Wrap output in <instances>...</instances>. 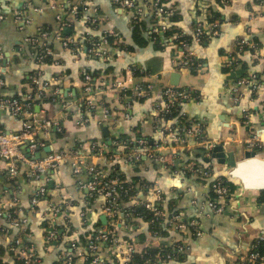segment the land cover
<instances>
[{"label": "crops", "instance_id": "0c3cea01", "mask_svg": "<svg viewBox=\"0 0 264 264\" xmlns=\"http://www.w3.org/2000/svg\"><path fill=\"white\" fill-rule=\"evenodd\" d=\"M133 1L144 9L139 20L147 25L144 38L149 41L143 47L136 46L132 40L130 23L134 20V13L117 9L114 0H0V13L4 16L0 22V49L3 55L0 72L4 81L0 95L15 98L24 90V97L28 88L23 80L30 73L39 72L40 81L49 84V89L44 93L48 102H37L33 111L40 119L59 123L61 131L52 130L39 135L38 151L42 153L45 147H50V152L74 148L88 161L107 171L116 165V170L130 182L131 178L136 177L157 184L164 198L163 210L176 212L185 221L196 218V209L190 205V201L194 198L199 201L208 195L213 179L226 178L231 181L235 189L225 205L224 213L197 218L200 236L180 238L178 234L165 229L163 241L170 243L179 240L187 246L179 264H236L237 258L249 251L254 240L264 239V204L258 201V192L264 189V0H225L220 9L215 4L216 0L164 2L179 12L181 21L178 26L185 35L192 36L197 24H201L208 35L206 45L192 43L188 47L199 64L195 72L179 70L174 66L181 56L180 49L175 45L168 42L160 46L157 41L150 40L152 29L160 25L169 26L168 19L163 17L157 20L148 12L151 1ZM71 3L76 10L78 6L82 8L80 18L69 15L65 21V28L70 29L67 36L78 41L79 53L73 54L57 41H51L54 49L52 58L56 63L38 66L31 59L32 51L24 44L23 38L35 35L43 26H48L51 32L55 31L58 26L56 16H63V8ZM211 12L216 13L215 17H211ZM18 16L22 21H29V24L17 21ZM85 18H96V25L87 26ZM151 21H155V24ZM214 31L216 34H213ZM107 35L115 36V39L112 45L102 46L106 52L103 59L81 53L85 36H93L101 41ZM240 41L251 44L247 49L253 51L236 50ZM156 43L160 47H156ZM128 46L133 49L128 50ZM227 57L239 63L242 61L246 67L245 75L227 73ZM106 66L112 68L114 76H127L128 72L134 71L136 74L131 75L134 83L151 81V95L143 101H133L128 107L124 103L123 110L115 94L107 91L100 95L104 105L111 108L107 121L99 124L98 117L89 116L88 121L83 122L84 108L80 102L82 76L85 71L99 72ZM176 74L178 77L174 79ZM238 79L248 82L237 85ZM165 86L188 88L198 95L197 101L180 103L179 112L188 119L199 121L208 139H231L230 147L225 151L235 154L234 168L220 163L211 155L208 158L197 156L195 150L190 154L175 156V165L166 169L147 159H142L133 167L108 160L109 153L124 151L116 148V141L152 139L154 107L162 103L161 92ZM253 86L258 87L254 90ZM54 89L58 94L53 95ZM0 125L5 131L17 133L21 129V120L6 110H0ZM103 128L108 130L107 137L103 135ZM252 136L257 137L261 148L255 151L254 157L247 159L244 154L251 152L239 142ZM93 145L102 148L103 157ZM195 161L212 169L210 179L180 171L185 164ZM2 170L0 160V244L14 245L18 237L19 231L6 221V213L14 210L12 202L16 200L15 215L27 220L24 233L30 236L22 238L23 245L34 247L39 258L36 264H63L65 255L72 256L74 264H88L84 258L87 251L81 239L108 230L112 231L115 243L102 244L99 253L107 262L112 261L115 255L120 261L118 264H123L119 257L121 254L122 258L126 256L128 248L137 253L154 245L144 220H128L119 215L110 223L100 211L102 200L96 198L91 202L89 193L78 186V181L88 179L86 175L76 179L67 164L47 173L45 193L38 199L35 211L31 210L30 201L41 183L26 179L22 170L14 179ZM179 172L181 175H178ZM139 198L149 199L143 194ZM50 229H54L56 238L46 249L48 243L45 237ZM139 236H143L142 243L138 240ZM72 243L76 245L75 251L70 249ZM8 251L12 250L8 248ZM9 252L3 256L6 261L11 259Z\"/></svg>", "mask_w": 264, "mask_h": 264}, {"label": "built area", "instance_id": "2783aa9c", "mask_svg": "<svg viewBox=\"0 0 264 264\" xmlns=\"http://www.w3.org/2000/svg\"><path fill=\"white\" fill-rule=\"evenodd\" d=\"M148 2V0H146ZM151 1L149 7V13L157 20L165 17L172 12L173 8L169 7L166 3L160 0ZM114 6L119 10H128L134 13L133 19H139L142 16L144 9L139 6L133 0H114ZM69 15H76V7H72L69 10ZM4 19V16L0 13V22ZM17 21L29 24V21H22L20 16L16 17ZM56 22L58 23L57 29L53 32L49 30L38 29L35 35H26L23 38L24 44L30 47V57L38 65H45V58L52 57V51L48 46L51 41H57L64 49L69 50L73 54H78L80 48L78 41L71 37H62L61 31L66 27L63 21L62 15L56 16ZM84 22L87 26L93 27L97 23L96 18H85ZM165 26H158L153 28L151 33L164 32ZM205 34L201 24H197L192 36H187L184 33L182 35L174 36L172 39L180 40L181 43V56L175 62L174 66L179 70H191V68L197 69L199 64L194 59L193 54L188 51L190 44L199 45L201 36ZM213 34H216L214 31ZM186 36V37H185ZM187 37L190 38V42ZM154 40V39H153ZM100 41V40H99ZM189 42V43H188ZM106 40L103 39L99 43L92 46L89 53L98 59H103L106 56V52L102 50ZM247 42H238V50H243L245 46H249ZM44 46L41 52L35 50ZM34 49V51L32 50ZM3 60L2 51L0 49V62ZM56 62H54L55 64ZM225 66L232 70L237 66V61L231 57H227ZM1 73V72H0ZM141 75L142 72H139ZM134 71L128 72L127 76H114L108 80L99 77L93 79L89 74L84 73L81 80L80 95L81 104L83 105L84 115L82 121L87 122L88 117H98L99 124H104L110 116L111 108L104 105L103 99L100 95L105 92H112L117 97V100L121 104V109L125 106L128 107L130 103L137 100L148 99L151 95L153 85L151 81L134 83L131 79V75H135ZM130 75V76H129ZM41 74L34 72L31 76V83L28 87L27 93L22 100L17 98H9L0 95V110H6L11 116L17 117L21 120V129L17 133L5 131L0 125V160L2 161L3 172L8 177L16 178L20 171H24L25 177L28 180L39 181L40 187L37 189L35 195L31 198V210L35 211L38 203V199L45 193V183L47 181V173L49 171L56 170L59 166L67 164L71 168L73 176L77 179L80 175H86L87 180L78 181V186L81 189L86 190L89 193V197L102 200L103 204L100 206V211L108 217L109 222H113L119 215L132 220L141 219L139 215L135 213V208L143 207L150 216L147 222L150 227L160 225L167 231L178 234L179 237L185 236H200L198 230L197 218L202 216L210 217L212 215H222L224 213L225 205L232 195L220 178L212 180L210 185L209 194L204 196L202 200L196 198L190 201V205L196 209V218L190 221H185L180 214L167 213L162 208L163 194L157 184L144 183L141 180L137 183H131L125 177L118 176L116 168H112L109 171L97 166L96 164L87 160L79 150L67 149L60 151H51L46 153L42 158H35L34 155L38 152L39 141L38 136L41 134H47L54 130L61 131L59 123L50 121L47 119H40L33 111L37 102L44 98V93L49 89L47 82L40 81ZM149 76V75H145ZM151 78V77H150ZM254 78V77H251ZM247 80L238 79L236 84L241 85L247 83ZM4 86V81L0 77V90ZM258 86H253L255 90ZM57 89L53 90V95L58 94ZM129 93V96H127ZM124 98V100L121 98ZM162 103L155 108V116L152 120L153 137L151 140L139 138L133 141L120 140L114 142L116 148H122L124 151L120 153L111 152L108 154V160L111 163L122 162L125 165L133 167L137 165L142 159H147L152 163L159 164L165 169L168 166H174L175 156L180 154H190L194 150L199 149L200 156L208 158L212 151L218 147L226 150L230 147L231 139L224 140H212L208 139L205 135L203 125L195 120L188 119L185 115L180 114L176 110V105L180 103L193 100H198V95L191 89L179 88L172 86H165L161 92ZM124 101V102H123ZM175 109L176 116L170 119H165ZM124 110V109H123ZM86 114V118L84 117ZM127 118V116H125ZM243 143L247 151L254 152L261 148L256 136L249 137ZM132 145V146H130ZM130 146V147H129ZM93 148L97 149L99 155L102 154V148L93 145ZM103 157V154H102ZM183 173H188L192 176H198L204 179H210L212 177V169L209 166L202 165L199 161L189 162L184 165L180 170ZM119 173V172H118ZM177 172L174 173L176 175ZM230 175V172L228 173ZM178 175H181L179 172ZM140 194L147 195L149 199H140ZM16 200L12 202L13 211L6 213V221L10 227L19 231L18 237L14 241V245L11 250L16 255V260L22 264H36L38 263V255L34 247L24 246L23 237L30 238L24 233V227L27 223L25 218L15 215V208L17 207ZM16 206V207H15ZM86 214V213H85ZM82 214V217H85ZM149 237L152 239L154 245L151 247H158L164 240V236H161L159 232L150 230ZM56 238L54 229H50L45 237L46 243H48L46 249ZM259 238L258 240H262ZM105 243H115L112 231L108 230L103 233H97L96 235H90L87 238L85 244L86 251L90 260L88 264H118L120 261L113 255L112 261H105L99 255L101 245ZM170 252L165 256L158 255L157 258L163 264H179L176 261L178 255H184L187 251V246L179 240L167 243ZM253 248L251 244L250 249ZM70 249L75 251L76 245L71 244ZM249 249V250H250ZM128 254L119 259H122L123 264H131V255L133 249L128 248ZM248 253V252H247ZM245 254L237 258L236 264H254L258 261L259 264H264V254L254 253ZM78 254V253H77ZM79 255V254H78ZM85 260L86 257H84ZM74 258L70 255L64 256L63 264H74Z\"/></svg>", "mask_w": 264, "mask_h": 264}, {"label": "trees", "instance_id": "16d2710c", "mask_svg": "<svg viewBox=\"0 0 264 264\" xmlns=\"http://www.w3.org/2000/svg\"><path fill=\"white\" fill-rule=\"evenodd\" d=\"M223 1L225 2V0H216L215 4L217 5L218 9L222 8ZM161 2L164 3V2H167V0H161ZM72 6H74V4L71 3V4H67V6L63 8L64 15L62 16V18H63L64 22L67 21V18L69 16V10H70V8H72ZM81 14H82V8L80 6H78L75 16L77 18H80ZM215 14L216 13H212L211 12V17H215ZM165 17L168 19L170 25L167 26L165 31L162 32V33L159 32L158 30L156 31V33L155 32L154 33L150 32V36H151L150 40L154 39L155 41H157L159 43V45L169 42V43H172L173 45H175L176 48L181 49L180 40L172 39L174 36H178V35H182L183 34V32H181V30H180V27L178 26V23L181 21V16H180V14H179V12L177 10L176 11L172 10V12L170 14H168V15H165ZM208 20L210 21V19H208ZM151 22L155 24V21H151ZM130 27H131V36H132L133 43L136 46H138V47L145 46L147 44V42L149 41L148 38L147 39L144 38V32L147 29L146 23L140 21L139 19H135V20L131 21ZM42 29L43 30H45V29L49 30L48 26H43ZM61 35L64 38L68 37L66 34H64L63 31H61ZM114 39H115V36L107 35L105 37L106 43L109 44V45H112V42H113ZM187 39L190 42V38L187 37ZM82 42H83L84 48L81 49V53L82 54H86L88 56H92L89 53L90 48L92 46H94L95 44L99 43L100 41L97 40L93 36H85L84 39L82 40ZM207 42H208V35L203 34L201 36L199 46L206 45ZM158 43H156L157 44L156 47H160L161 46V45L158 46ZM254 43H256V45H258L256 47H258V48L260 47V45L257 44V41H255ZM46 45L48 46V48L51 49L52 52H54L53 45L51 43H49V44L46 43ZM79 48H80V46H79ZM126 48L128 50H132L133 49L131 46H128ZM43 49H44V46L39 47V48H35V50L38 51V52H41ZM245 49H247V46H245L243 48L244 51H245ZM28 50H30V49H28ZM32 50L34 51V49H32ZM236 50H238V48ZM247 50L248 51H253V50H250V49H247ZM44 62H45L46 65L47 64L48 65H52V64H54L55 60L52 57H46ZM237 66L234 67L233 71L232 70H227V73H230V74L231 73H238L240 75H245L246 67L242 64V61H240V63H239V61H237ZM195 70L196 69L191 68L192 72H195ZM85 73L89 74L93 79L94 78L97 79L99 77H102V78H104V80H108V79L113 77V71H112V68L110 66H106L102 71H99V72L98 71H93V72L85 71ZM31 76H32V74L30 73L28 78H25L23 80V83H24V85H26L27 88L30 86ZM0 77L3 79V75L1 73H0ZM23 93H25L24 90H22V93L20 95H15L14 97L19 99V100H22L23 99V96H22ZM127 96H129V93H127ZM121 98L124 100L122 95H121ZM42 100H43L42 102H48V100H46L45 97ZM137 101H143V100H137ZM179 107H180L179 105H176V110L177 111H179V109H180ZM176 114H177V112H175V109H173L171 114H169L168 116H165V119L173 118L174 116H176ZM123 140H128V139H123ZM130 146H132V145H130ZM195 153H196V155L197 154L200 155L199 149H197ZM112 168H117V167H116V165H113V166H111L110 169H112ZM115 173H117L118 176H120V177H124L120 172L118 173V171L115 172ZM220 179L222 180L223 185L226 186L231 193H233V191L235 189V185L231 181L227 180L226 178H220ZM141 181L144 182V183H147L146 181H143V180H141ZM137 182H139L138 178H136V177L131 178V183L132 184L133 183H137ZM94 199L95 198L92 197L91 198V202H93ZM258 201L260 203L264 204V189L260 190L258 192ZM135 213L137 215H139L140 218L142 220H144L146 223L150 219V216L147 215V212L143 209V207L135 208ZM148 227H149V230L159 232V234L161 236L165 237L166 231H165V228L163 226L160 227V225L157 224V226L150 227V225H148ZM138 240H139L140 243H142L144 241L143 236H139ZM81 241L84 242V244H86L87 239H81ZM252 245H253V248L250 249L247 254H254V253L264 254V239H262V240L256 239V240H254L252 242ZM12 246L13 245H11V246H8V245L7 246H3L2 244H0V264H22L21 262H19V261H17L15 259L16 255L13 253V251H10L11 253L8 251V248L11 249ZM170 249L171 248L169 246H167L166 241L161 242L158 247H151V246L145 247L142 250H140V252L132 253L130 263L131 264H163L161 261L158 260L157 256L158 255L165 256L167 253L170 252ZM8 252L10 254V258L11 259L6 261V260H4L3 256L5 255V253H8ZM183 256L184 255H178L176 257V261L178 263H181L182 260H183ZM85 257L87 259L86 262L88 263L89 260H90V256L88 254H85ZM55 264H60V263L58 262V263H55ZM246 264H248V263L246 262ZM254 264H259V262L255 261Z\"/></svg>", "mask_w": 264, "mask_h": 264}, {"label": "water", "instance_id": "95a60500", "mask_svg": "<svg viewBox=\"0 0 264 264\" xmlns=\"http://www.w3.org/2000/svg\"><path fill=\"white\" fill-rule=\"evenodd\" d=\"M63 32H64V34L67 35L70 32V29L69 28H64L63 29ZM3 65H4V63H3ZM173 77L175 79V78L178 77V75L176 74ZM173 85H176V83L173 84ZM103 135H104V137H107L108 136V130H107V128H103ZM50 150H51L50 147H45L43 149V152L42 153H40L38 151V152H36V154L34 155V157L35 158H42V157L45 156L46 153H49ZM244 156L248 159L250 157H254L255 156V153L254 152L245 153ZM211 157L218 159L220 163L225 164V165H227L230 168H234L235 165H236L235 154L233 152H231V151H225L221 147H218V148L214 149L212 151V153H211Z\"/></svg>", "mask_w": 264, "mask_h": 264}]
</instances>
